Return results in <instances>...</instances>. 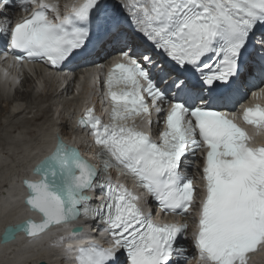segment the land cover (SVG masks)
Returning <instances> with one entry per match:
<instances>
[{
	"label": "snow or ice",
	"instance_id": "1",
	"mask_svg": "<svg viewBox=\"0 0 264 264\" xmlns=\"http://www.w3.org/2000/svg\"><path fill=\"white\" fill-rule=\"evenodd\" d=\"M19 3L24 12L28 5L34 10L15 26L7 18L0 25V40L17 53L11 57L17 66L42 61L60 69L104 43L117 55L103 82L108 123L91 108L77 121L89 130L98 165L57 140L33 170L40 179L23 182L25 203L40 222L7 229L3 241L18 232L36 238L54 226L98 221L110 246L73 248L84 239L73 228L65 251L75 253V264H119L120 254L126 264H185L191 256L179 239L188 225L153 223L137 195L106 178L110 170L129 177L161 212L187 219L195 209L187 172L203 147L196 256L201 264H248L264 248V146L252 147L237 120L264 134V107H246L237 116L232 101L242 83L264 82V0H83L63 16L44 0ZM12 4L0 0V15ZM137 33L143 40L133 45ZM153 111L156 123L163 122L159 142L137 128L138 122L151 127ZM97 190L100 202L92 204L85 193Z\"/></svg>",
	"mask_w": 264,
	"mask_h": 264
},
{
	"label": "bare ground",
	"instance_id": "2",
	"mask_svg": "<svg viewBox=\"0 0 264 264\" xmlns=\"http://www.w3.org/2000/svg\"><path fill=\"white\" fill-rule=\"evenodd\" d=\"M45 3H51L50 1L44 0ZM78 0H67V7L72 8L75 4H77ZM113 2L114 5H122L121 0H110V3ZM60 14V13H59ZM128 14V13H127ZM61 15V14H60ZM62 16V15H61ZM28 68L37 67L38 69L44 70V72L50 73V71L46 70L45 67L41 64L37 65H27ZM3 69H0V90L4 95L6 94V87L8 85V80L4 78L3 76ZM45 75V73H44ZM6 81V82H5ZM42 81L45 83V88L47 89V92L44 94H34L31 91V94L29 92H21L18 95H16V99L18 100L17 103H14L13 101H7L3 102L0 101V115H2V118L5 117V115L8 114L7 119H16L23 113H31L33 112V109L31 107V99H37L44 97L45 101H50L49 104L54 103L55 106L48 107L47 113L50 116L51 120H54L55 123L58 126V129L55 130V127L52 126L48 129L41 128V134L39 135V138H36L35 140L29 141L28 137L25 139L23 136L19 135H13L11 130L15 129L16 131H19L21 129H25V123L17 122V126L11 125V127L6 125V129L2 130V133L0 135V142H2L5 146L9 147V152L11 154L15 153V156L11 158L9 161V165H5L2 161H0V184L5 182L3 184L2 192L0 193V234L2 230L4 229L5 225L14 223L17 221H20L21 219H25L29 216L38 218L36 214L31 213L30 211H27V207L23 204L22 198L26 194L24 188L22 187L21 180L23 178H32L31 169L33 166L48 152H50L55 144V138L56 135H60L65 142L71 145L77 146L84 155H88V157H91L93 155L92 149L88 148V138L86 135L82 132H79L74 125L73 120L70 118V111H67V117H65L64 121L61 123L59 122L60 115H57L60 113L61 105L60 103L56 104L54 99L52 98H64L68 96V94L65 96L62 92H57L54 90L51 94L49 93L51 87L55 88L56 83L52 80V78H46L44 76H41L37 79V83L39 85L42 84ZM53 82V83H51ZM29 83H33V81H30ZM88 80L85 78L84 75L81 76V81H79V89L82 90V93L80 94L79 91L74 94L70 100H77L79 97V100H77V103L75 106H70L68 109H72V113L74 109L77 108L79 111L80 108L84 107L85 103V93L89 91L88 86ZM38 88V86H36ZM25 102L28 105H25V108L22 109L19 106V102ZM37 102V101H36ZM35 103V102H33ZM46 103V104H45ZM4 104V106H2ZM45 105L48 104V102H44ZM37 106H39V102L37 103ZM4 107V108H3ZM53 108V113H51V109ZM5 109V110H4ZM29 110V111H28ZM45 110V109H44ZM66 113L64 115H66ZM28 114V115H31ZM20 119V118H19ZM34 121L39 120L37 116H34L32 118ZM11 120V121H12ZM15 122V121H14ZM9 123V121H8ZM72 123V128L74 131L73 133H70V130L68 134L67 131L63 132V127H66V125ZM16 124V123H15ZM5 125V124H4ZM14 125V123H13ZM28 126V125H27ZM61 126V127H59ZM11 130H9V129ZM62 128V129H61ZM37 130V129H36ZM6 155H8L5 152ZM14 163H17L18 166H14ZM4 214V215H2ZM71 224L68 225H60L58 227H55L51 229L48 233L45 235H42L40 237L36 238H30L25 239L22 234L17 235V240L13 243H10L8 245H0V264H37L39 261L46 260L50 264H73V253L69 254L65 251L66 247L68 246L67 240L69 237L68 229ZM94 232V231H90ZM82 236H85V234H82ZM65 239V243L61 244L60 240L61 238ZM83 241V240H82ZM44 244L46 245H43ZM76 244H73L72 246H75ZM74 248V247H73ZM11 251V252H10ZM54 255V256H53ZM197 260V259H196ZM250 264H264V248L261 249V252L254 257V259L251 261Z\"/></svg>",
	"mask_w": 264,
	"mask_h": 264
},
{
	"label": "rangeland",
	"instance_id": "3",
	"mask_svg": "<svg viewBox=\"0 0 264 264\" xmlns=\"http://www.w3.org/2000/svg\"><path fill=\"white\" fill-rule=\"evenodd\" d=\"M121 2L124 3V0H122ZM52 99H54L53 102H55L56 104L60 103V105H61V109L62 110L59 113V115H60L59 122L60 123H62L64 121L65 117H67V113L66 112L67 111H70V112L72 111V109H68V108L70 106L74 107L75 104L77 103V100H79V98L77 100H70L71 98L68 99V97L66 99H65V97L61 98V99L59 97L58 98H52ZM45 100L46 99L44 97L37 98V99H35V98L31 99L30 103H31V107L33 109V112H32V114L28 113V114H31V115H28L27 113H23L18 118L13 119V120H12V118L11 119H7L8 118V114L5 115L4 118H2V115H0V132L2 133V130L6 129V125L8 127L9 126L11 127V125H12V127H13V126H17V124L19 122H22V121H24V123H25V129H21L19 131H16L17 130L16 127H15V129H12V130L9 129V128L8 129L13 132V133H11L13 135H19L20 134L25 139H27V137H28L29 141H31L32 139L35 140L36 138H39V135L41 134V131H40L41 128H44V129L48 128L49 129L52 126V129H50V130L53 131V127H55V130H57L58 129L57 124L55 123L54 120L50 119V116H49V114L47 113V110H46V109H48L49 106L52 107V106H55V105H54V103H51L52 105H50L49 104L50 101H45ZM25 102H27V101L19 102V106L22 105V106H20L22 109L25 108V105L29 104V101H28V104H26ZM33 102H35V103H33ZM38 102H39V106H37ZM44 102H48V104L45 105L46 103L44 104ZM2 106H4V104H2ZM65 113H66V115H64ZM34 116H37L39 118V120L34 121L32 119ZM8 121H9V123H8ZM10 123H11V125H10ZM13 123H14V125H13ZM59 127H61V126H59ZM63 130H64L63 132H65V130H66L67 131L66 134H68V135H69L68 132L70 130H72V131H70V133L74 134V131H73V128H72V123L66 125V127H63ZM1 133H0V135H1ZM5 152L8 155H6ZM14 156H15V153L11 154V152H9V147L5 146L2 142H0V161H2L5 165H9L10 164L9 161ZM14 166H18V164L14 163ZM4 183L5 182L0 184V188L3 187ZM1 192H2V189H0V193ZM43 245H46V244H44V242H43ZM191 257H192L191 261L188 264H193V262H194V256L192 255Z\"/></svg>",
	"mask_w": 264,
	"mask_h": 264
},
{
	"label": "water",
	"instance_id": "4",
	"mask_svg": "<svg viewBox=\"0 0 264 264\" xmlns=\"http://www.w3.org/2000/svg\"><path fill=\"white\" fill-rule=\"evenodd\" d=\"M58 140H60V139H58ZM61 141V140H60ZM62 142V141H61ZM64 143V142H63ZM65 145H66V143H64ZM66 146H68V145H66ZM44 159V158H43ZM42 159V160H43ZM42 160H40L34 167H33V169H32V171H31V173H32V175L34 176V177H38L36 180H31V179H27V178H23L22 179V186L26 189V196L23 198V200H22V202H23V204L26 206V207H28V210L31 212V213H33V214H36V215H38V216H40V214L39 213H37V212H34V211H32L31 209H30V207L25 203V201H26V199H27V195H28V190H27V188L25 187V185H24V181L25 180H29V181H37V180H39L40 179V177L39 176H36V175H34L33 174V170L35 169V167L42 161ZM2 215H4V214H2ZM40 218H41V216H40ZM28 220H32V221H34V222H36V223H39L40 221H36L35 220V218L34 217H31V216H29V217H27V218H25V219H21L20 221H17V222H14V223H10V224H7V225H5V227H4V229L2 230V232H1V234H0V245H8V244H10V243H13V242H15L16 240H17V235L18 234H22L24 237H25V239H30L29 237H27L23 232H18V233H16V235H15V237H14V239H11V240H9L8 242H4L3 241V237H4V234H5V231L7 230V229H9V228H15L17 225H20V224H23L24 222H26V221H28ZM41 220V219H40ZM55 227V226H54ZM53 227H51L50 229H52ZM49 229V230H50ZM78 229H80V231H81V227H78ZM49 230H47L45 233H43V234H41V235H44V234H46ZM37 264H48L46 261H39Z\"/></svg>",
	"mask_w": 264,
	"mask_h": 264
}]
</instances>
